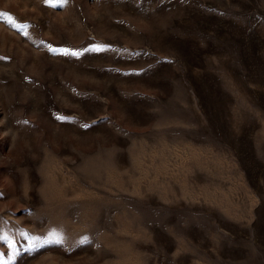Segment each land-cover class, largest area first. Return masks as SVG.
Instances as JSON below:
<instances>
[{
	"label": "rangeland",
	"instance_id": "374dc122",
	"mask_svg": "<svg viewBox=\"0 0 264 264\" xmlns=\"http://www.w3.org/2000/svg\"><path fill=\"white\" fill-rule=\"evenodd\" d=\"M0 13V264H264V0Z\"/></svg>",
	"mask_w": 264,
	"mask_h": 264
},
{
	"label": "snow or ice",
	"instance_id": "6c2138e0",
	"mask_svg": "<svg viewBox=\"0 0 264 264\" xmlns=\"http://www.w3.org/2000/svg\"><path fill=\"white\" fill-rule=\"evenodd\" d=\"M64 2H66V0H64ZM4 16V14L3 13H0V18H2ZM14 26H16V27H20L19 25H14ZM7 238L2 234V232H0V240H6ZM54 242H59V241H54ZM9 259H12L13 258V256H9L8 257ZM2 259H3V257L2 256H0V261H2Z\"/></svg>",
	"mask_w": 264,
	"mask_h": 264
}]
</instances>
